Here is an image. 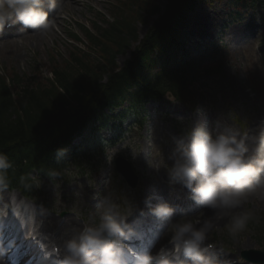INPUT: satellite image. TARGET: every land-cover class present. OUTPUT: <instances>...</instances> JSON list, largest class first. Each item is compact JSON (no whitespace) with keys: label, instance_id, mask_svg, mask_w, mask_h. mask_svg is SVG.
I'll return each instance as SVG.
<instances>
[{"label":"clouds","instance_id":"clouds-1","mask_svg":"<svg viewBox=\"0 0 264 264\" xmlns=\"http://www.w3.org/2000/svg\"><path fill=\"white\" fill-rule=\"evenodd\" d=\"M55 8L56 0H0V31L19 24L21 32L31 28L46 34L53 25L49 11ZM64 151L57 149L56 154ZM169 160V183L186 189L195 206L238 209L249 195L264 189V127L240 137L230 131L213 135L206 122L195 123L175 141ZM12 168L8 155L0 152V190L7 189ZM27 180L21 177L24 187L30 188ZM102 204L98 218L64 241L55 264H215L204 246L213 227L210 219L193 222L183 210L177 215L166 201L154 205L148 201L149 213L160 222L170 247L132 253L124 243L132 235L127 217L107 197ZM251 219L248 211L234 214L229 234L235 237L244 231Z\"/></svg>","mask_w":264,"mask_h":264},{"label":"rangeland","instance_id":"rangeland-1","mask_svg":"<svg viewBox=\"0 0 264 264\" xmlns=\"http://www.w3.org/2000/svg\"><path fill=\"white\" fill-rule=\"evenodd\" d=\"M72 0H70L71 2ZM108 2H112L113 0H107ZM142 4L149 2V4H155L160 1L161 5L165 4L166 0H140ZM105 0H76V5H72V11H63L58 15V20L53 22L52 28L45 34V36L40 38H27V39H19L17 41L4 45L5 42L2 41L0 43V67L9 71L8 69H13L15 72L20 75L29 74V66L31 64V59L35 60L37 63V69L42 70V75L38 76L37 79H44V77L48 76L47 66L48 59L50 54L53 53V46L60 44V39L65 41L63 29L66 20H60V17H65L66 19H70V22H73V19H80L79 23L85 21L82 17H77L76 14L82 12V14L86 15V9L88 6L93 9H97L99 11H103L106 8ZM117 4V2H116ZM149 7V6H148ZM209 8V9H208ZM207 9H203L200 11L201 17H207L208 14L212 17L214 11L219 13L220 5L216 2L212 3ZM68 9V8H67ZM118 11L124 12L127 15L126 20L128 19V11L123 5H118ZM120 15H118L119 18ZM134 16V12L132 15ZM88 18L91 15L87 16ZM221 17V15H220ZM111 21V19H109ZM230 49L232 50V55L225 59L224 64L222 65L223 75L220 79L214 78V80H204L202 83H199V86L202 90L204 99L201 98V101H197L198 105L203 104L206 106L209 105L218 113V118L223 121L226 125H231L236 128L242 127L245 128L249 124H251L250 119L255 115H259L258 118H264V82L260 75L259 67L261 68V61L259 62L255 58H253V53L251 51V43H244L241 45H233L231 43L228 44ZM62 53L64 52L61 49ZM254 61V62H253ZM253 62V63H252ZM257 63L259 67L257 68ZM239 117L241 119V124H232L230 121L232 119V115ZM140 149H136L133 152V157L137 165V170L140 174H142V170L140 168V163L135 158L136 155H140L141 151L144 152L146 147L144 144L140 147ZM162 159H158L155 161L156 166L160 169V172H164L168 165L170 164L168 161ZM105 163H100V170L97 168L96 170L90 171L86 170L82 172L81 175L77 173L78 171L73 169L72 173L68 174L69 184L75 183L79 188H83V186L92 187L94 184L99 188V194L108 193L105 190V186H100L102 184L101 180L96 181V173L102 171L104 177L106 178V167ZM149 167H145L143 169L145 174H150ZM144 177L146 175L142 174ZM103 181L106 182V179ZM116 180L115 185L116 186ZM82 184L79 185V184ZM109 190L113 187L107 183ZM76 193V192H75ZM109 193V194H111ZM50 195V194H47ZM77 196V194H76ZM38 198H42L41 196ZM45 199V197H43ZM53 198V193H51V197ZM252 199L246 200L242 206L236 210H234V214H239L243 211H250V213H257L262 208L264 209V196H252ZM46 200V199H45ZM80 204V201L78 202ZM247 206L249 208L245 209ZM77 212V211H76ZM81 212L85 218L87 224H90L92 221V217L89 216V210L87 212ZM86 216V217H85ZM232 216V215H230ZM255 216H252L254 218ZM231 217L229 218V220ZM230 222V221H229ZM217 229H213L212 232L207 234V237H211L213 239H217L218 237H222V227H216ZM216 235L218 237H216ZM227 241H231V239L227 238ZM241 240V245L248 246L243 247L245 250L247 249H256L258 247H252L257 245L256 237L254 233H250L249 231H244L241 233L240 237L235 239L233 242V246L229 248H233L235 253L240 252L242 247H239L236 243Z\"/></svg>","mask_w":264,"mask_h":264},{"label":"trees","instance_id":"trees-1","mask_svg":"<svg viewBox=\"0 0 264 264\" xmlns=\"http://www.w3.org/2000/svg\"><path fill=\"white\" fill-rule=\"evenodd\" d=\"M187 2L189 0H170V5H176L173 8L169 6L167 17L157 26L154 37L168 39L175 32L178 27V11L185 7ZM132 31L128 29V37L131 36ZM80 63V58H73L70 65L54 73L60 89L50 86L43 89L39 86L24 87L21 94L12 100L13 102L8 100L4 93H0V146L11 140L25 138L24 141H29L41 138L49 131V127L53 126L51 124L53 122L64 120V124L61 125L63 130L71 129L73 124H76L74 128L80 126L83 124L80 123L83 119L89 122L91 118L93 120L90 113L94 115L96 113L94 111L101 106L100 97L104 92L106 95L114 94L117 86V89L123 87L122 80L126 78V68L123 72L119 71V74L114 75V81L102 86V89H97L95 82H98L99 78L80 69ZM88 90L92 94L90 98H87L89 94L85 92ZM58 91H63V95L65 94L67 98ZM71 100L75 102L72 105L71 102H67ZM79 115L80 119H78Z\"/></svg>","mask_w":264,"mask_h":264},{"label":"bare ground","instance_id":"bare-ground-1","mask_svg":"<svg viewBox=\"0 0 264 264\" xmlns=\"http://www.w3.org/2000/svg\"><path fill=\"white\" fill-rule=\"evenodd\" d=\"M252 124L253 125L250 127L251 135L254 134L253 131L256 130L257 127H258L257 119L254 118V117H253V120H252ZM177 189H178L177 187H172V186H165L164 187V190H165V192L168 195H173L174 193H176ZM90 198H92V197L88 196V203L93 204V201ZM95 206L98 209H101V207H102L99 204V202L95 203ZM227 210L228 209H223L222 210V209H209V208H207L206 210L203 211V214H202L203 217L201 218V221L203 219H210L212 224H213V227H212L211 230H213L214 228L220 227L223 224H225L227 219H229V217H230L229 214H231L232 212H226ZM101 212H103V211H101ZM75 232H76V228L68 227V228L63 229L61 231H57L54 234H51L50 241L54 242V245H55V243H58L59 246L62 248L61 251H63V243H64V241H66L68 239H71L72 236L75 234Z\"/></svg>","mask_w":264,"mask_h":264}]
</instances>
